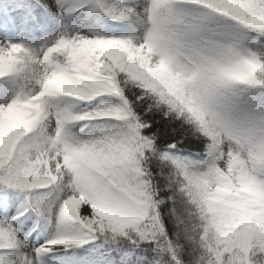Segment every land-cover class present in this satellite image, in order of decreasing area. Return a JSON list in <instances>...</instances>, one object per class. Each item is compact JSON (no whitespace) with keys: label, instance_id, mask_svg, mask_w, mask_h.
Here are the masks:
<instances>
[{"label":"snow or ice","instance_id":"obj_1","mask_svg":"<svg viewBox=\"0 0 264 264\" xmlns=\"http://www.w3.org/2000/svg\"><path fill=\"white\" fill-rule=\"evenodd\" d=\"M0 264H264V0H0Z\"/></svg>","mask_w":264,"mask_h":264}]
</instances>
